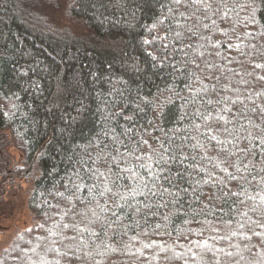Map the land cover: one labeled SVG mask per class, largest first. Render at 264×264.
<instances>
[{"label": "trees", "instance_id": "1", "mask_svg": "<svg viewBox=\"0 0 264 264\" xmlns=\"http://www.w3.org/2000/svg\"><path fill=\"white\" fill-rule=\"evenodd\" d=\"M186 4L0 0V264H264V0Z\"/></svg>", "mask_w": 264, "mask_h": 264}, {"label": "rangeland", "instance_id": "2", "mask_svg": "<svg viewBox=\"0 0 264 264\" xmlns=\"http://www.w3.org/2000/svg\"><path fill=\"white\" fill-rule=\"evenodd\" d=\"M57 10L47 12L59 17L61 13ZM7 154L11 161L9 169L21 163L22 154L13 145L7 147ZM15 177L7 179L4 174L0 176V252L19 231L33 223L27 203L31 182Z\"/></svg>", "mask_w": 264, "mask_h": 264}, {"label": "snow or ice", "instance_id": "3", "mask_svg": "<svg viewBox=\"0 0 264 264\" xmlns=\"http://www.w3.org/2000/svg\"><path fill=\"white\" fill-rule=\"evenodd\" d=\"M174 3H176L177 5L185 4V0H174ZM199 3H203V0H190V5H196V4H199ZM190 5L189 4H186V6H190ZM262 54H264V53H262ZM253 67L254 68H261V67H264V65L257 63V64H254ZM259 79L260 80H264V76L259 77ZM233 103L235 104L236 102L233 101ZM258 116L261 119H264V109H261L260 110V112L258 113ZM202 119H204L206 122H209L208 121V117H206V116H202ZM218 119L223 120L224 118L222 116H220V117H218ZM196 127H197V130L199 131V129H200L201 126L200 125H197ZM214 131L215 130H213L211 128H206V130L202 133V135H204L205 137H207L209 139L216 140V135L214 134ZM224 131L225 132H228V129L225 128ZM262 131H264V129H262ZM217 143L218 144H223V141L217 140ZM197 146H199V147H205L204 145H200L199 144V141L197 142ZM261 146L264 147V140L261 141ZM105 147H107V145H105ZM101 151L103 152V149H101ZM117 151H118V149H117ZM221 151H227V149L221 148ZM242 151H246V149H243ZM106 155H111V154L108 153ZM229 155H236V153L235 152H231V153H229ZM201 158H203V157H201ZM184 159L187 160L188 157H185ZM192 159L195 160V157H192ZM113 162L116 164L117 167H119L120 161H118L116 157H113ZM165 163H167V161H165ZM216 166H218V165H216ZM144 167H147V165H144ZM223 170L224 169H222V171ZM125 171H133V170L130 169V168H125ZM108 172H109V174H111L112 169L109 168ZM96 173H99L100 176H104L105 175L103 172H99V169H97L96 172L93 173V175L95 176ZM75 175L79 179L83 180V177H80L79 176V173H76ZM105 178L107 179V177H105ZM117 178H119V173H117ZM229 178L230 179H234L235 177L230 174L229 175ZM142 183H143V186L146 188L147 187V183H144V182H142ZM73 188L78 191L81 188V184H76L75 182H73ZM88 190L91 191V189H88ZM77 191H72L71 192V195H76L77 194ZM111 191H112L111 188L105 187V192H111ZM149 191L151 192V189H149ZM100 194L101 195H104V192H101ZM116 194L118 195L119 193H116ZM132 194L135 195V189L132 190Z\"/></svg>", "mask_w": 264, "mask_h": 264}]
</instances>
